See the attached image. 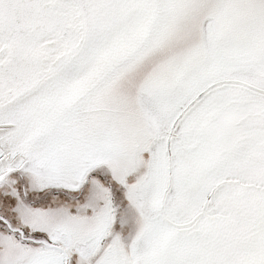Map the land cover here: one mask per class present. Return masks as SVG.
Returning <instances> with one entry per match:
<instances>
[{
	"label": "snow or ice",
	"instance_id": "6c2138e0",
	"mask_svg": "<svg viewBox=\"0 0 264 264\" xmlns=\"http://www.w3.org/2000/svg\"><path fill=\"white\" fill-rule=\"evenodd\" d=\"M0 264H264V0H0Z\"/></svg>",
	"mask_w": 264,
	"mask_h": 264
}]
</instances>
